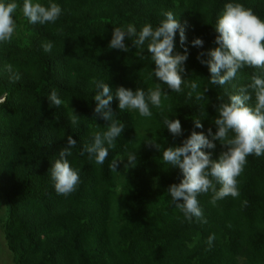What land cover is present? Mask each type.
I'll list each match as a JSON object with an SVG mask.
<instances>
[{
	"label": "trees",
	"instance_id": "16d2710c",
	"mask_svg": "<svg viewBox=\"0 0 264 264\" xmlns=\"http://www.w3.org/2000/svg\"><path fill=\"white\" fill-rule=\"evenodd\" d=\"M16 2L15 33L10 43H0V100L5 101L0 104V202L7 209L2 231L13 263L264 264V155L246 158L236 198L227 196L213 205L211 191L198 195L206 223L186 220L171 203L168 188L183 176L162 160L165 148L180 146L193 130L215 133L217 97L229 102L253 75L264 76L245 66L236 79L213 85L207 64L201 63L218 46L215 27L225 4L241 3L264 20V0H34L61 6L60 17L44 25L30 24L22 14L23 0ZM167 11L185 29L184 45L179 30L174 39V54L188 49L183 91L161 84L167 99L161 98L163 110L149 104L150 118L137 110L121 111L114 96V118L125 129L98 165L84 151L93 134L108 127L94 112L93 79L108 83L113 94L120 86L147 92L159 83L150 76L155 64L147 45L141 51L132 46L134 38H126L127 52L111 49L112 32L129 24L137 33L147 23L156 27ZM195 38L204 41L202 47L192 45ZM47 42L53 44L50 53L42 47ZM8 64L19 80L10 78ZM192 80L201 92L208 89L203 100H195V94L188 98ZM53 90L63 101L59 107L49 103ZM254 102L253 95L249 103ZM74 112L79 116L75 125L70 123ZM165 117L180 120L181 135L168 131ZM196 119L202 128H194ZM68 136L77 141L67 160L80 181L65 197L55 191L50 168ZM148 144H158L159 150ZM215 144L213 150L204 149L212 160L227 150ZM132 153L136 164L126 167ZM114 159L116 172L109 169ZM211 234L215 240L209 245Z\"/></svg>",
	"mask_w": 264,
	"mask_h": 264
},
{
	"label": "clouds",
	"instance_id": "9594fccd",
	"mask_svg": "<svg viewBox=\"0 0 264 264\" xmlns=\"http://www.w3.org/2000/svg\"><path fill=\"white\" fill-rule=\"evenodd\" d=\"M18 9L16 0H0V43H10L16 30V22L13 14ZM22 14L30 24L54 23L61 15V6L57 3H49L47 6L23 0ZM164 19L159 25L153 27L147 23L137 33L134 25L129 24L125 29L114 28L112 38L108 45L111 49L128 51L125 39H132V46L143 51L145 44L147 52L155 64L150 76H154L159 83L147 92L137 88L135 91L123 86L113 89L103 80L93 79L97 92L93 98L95 101L94 112L104 121L108 127L106 131L95 132L93 142L84 146V151L89 154V159L102 165L109 155V149L115 148V140L120 137L125 129L123 123L115 119V113L111 108L113 98L118 100L121 111L137 110L141 117L150 118L152 112L149 104L163 110L162 96L167 99V92L161 84L167 85V89L180 93L183 91L182 84L185 79L181 73L186 71L185 62L188 59V49L185 47L183 54H174V39L179 30L180 43L184 45L186 36L185 29L179 23L173 12L164 13ZM215 38L217 47L208 52L210 59L201 60L206 63L213 85H225L237 78L238 71L245 66L264 71V20H261L254 12L245 8L241 3H226L224 10L217 20ZM195 47H202L204 41L195 38L192 42ZM45 52H51L53 44L47 42L42 45ZM199 59V57H198ZM6 70L11 73L13 81L19 80V74L13 71L11 64L6 65ZM223 72V74H221ZM188 98L200 101L204 99V93L199 90V83L192 80L188 83ZM251 90V91H250ZM253 95L254 104H250ZM219 104L216 106L217 116L213 123L216 131L208 129L207 135L193 130L180 146L167 147L162 153V160L171 167H178L183 178L178 184H172L168 188L171 203L179 209L184 218L191 221L193 217L203 220V213L199 207L198 195L211 191L213 193L211 204L215 205L218 200L227 196L236 198L239 195L237 177L242 173L246 158L250 155L257 157L264 155V76L253 75L251 83L240 87L237 94L229 96V102H223V97H217ZM49 103L56 107L63 101L58 98L55 90L48 96ZM5 101L0 100V104ZM79 116L74 114L70 117V123H78ZM164 125L173 136L182 134V126L179 119L164 118ZM201 120H194V128H202ZM232 133L230 137L229 134ZM215 141L226 146L227 150L221 152L218 160L211 159V152L216 147ZM77 141L72 136L67 137L66 146L59 152V158L51 165L50 175L55 191L59 195L67 197L76 190L80 181L79 174L74 170L68 156L72 155L71 149ZM159 150L158 144H148ZM81 152V155L84 154ZM129 164L126 167H134L136 157L134 153L128 155ZM117 160L109 165L112 172L117 171ZM220 188L217 190L216 185ZM215 240V234L208 238L209 245Z\"/></svg>",
	"mask_w": 264,
	"mask_h": 264
},
{
	"label": "rangeland",
	"instance_id": "374dc122",
	"mask_svg": "<svg viewBox=\"0 0 264 264\" xmlns=\"http://www.w3.org/2000/svg\"><path fill=\"white\" fill-rule=\"evenodd\" d=\"M7 218V209L2 202H0V264H14L13 257L8 250L2 231V224Z\"/></svg>",
	"mask_w": 264,
	"mask_h": 264
}]
</instances>
